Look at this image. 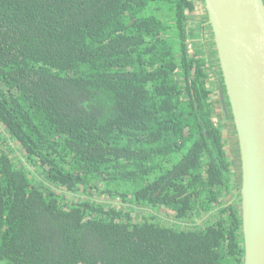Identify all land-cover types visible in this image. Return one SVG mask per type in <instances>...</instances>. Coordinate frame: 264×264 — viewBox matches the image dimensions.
<instances>
[{"label":"trees","instance_id":"obj_1","mask_svg":"<svg viewBox=\"0 0 264 264\" xmlns=\"http://www.w3.org/2000/svg\"><path fill=\"white\" fill-rule=\"evenodd\" d=\"M194 12L0 0V264H244Z\"/></svg>","mask_w":264,"mask_h":264},{"label":"water","instance_id":"obj_2","mask_svg":"<svg viewBox=\"0 0 264 264\" xmlns=\"http://www.w3.org/2000/svg\"><path fill=\"white\" fill-rule=\"evenodd\" d=\"M204 1L223 75L221 106L238 135L243 261L264 264V0Z\"/></svg>","mask_w":264,"mask_h":264},{"label":"rangeland","instance_id":"obj_3","mask_svg":"<svg viewBox=\"0 0 264 264\" xmlns=\"http://www.w3.org/2000/svg\"><path fill=\"white\" fill-rule=\"evenodd\" d=\"M196 2V12L193 13L195 16V20L192 23L191 28H193V34L194 36L190 38L188 44L190 46V49L192 53H196L198 50L200 51L201 55L209 62L211 65V72H210V81L215 85L216 92L213 95V102H214V120L216 124L223 128L224 132V142L226 143V149L229 153L231 163H232V169L234 170L236 176L235 178L240 181L241 180V157L239 152V143H238V135L236 131V127L234 124L233 117L230 113L229 119H226L225 114L223 112L221 101L219 97V88L220 85L224 86L223 82V75L221 74V68L220 63L218 61V54H217V48L215 45V38L214 33L212 30V26L209 20L208 12L206 9L205 1L204 0H195ZM0 130L3 132L4 127L0 124ZM236 156V159L233 160L232 156ZM25 164V162H24ZM241 182V181H240ZM235 192V191H234ZM233 194L232 197L229 196L227 198L228 202L236 201L239 197V194L237 191ZM113 205H118L119 200L111 201ZM126 208V206H125ZM147 209L138 210L139 212H136V214L140 215L146 212ZM148 211V210H147ZM151 211H148L150 213ZM155 211H152L151 214H154ZM165 211H161L160 213H156L158 218L162 220V223H170L172 221H176L174 219V214H168ZM203 219H198L194 223H201ZM184 225V223H183Z\"/></svg>","mask_w":264,"mask_h":264},{"label":"bare ground","instance_id":"obj_4","mask_svg":"<svg viewBox=\"0 0 264 264\" xmlns=\"http://www.w3.org/2000/svg\"><path fill=\"white\" fill-rule=\"evenodd\" d=\"M233 160L236 159V156L234 155V157L232 156Z\"/></svg>","mask_w":264,"mask_h":264},{"label":"flooded vegetation","instance_id":"obj_5","mask_svg":"<svg viewBox=\"0 0 264 264\" xmlns=\"http://www.w3.org/2000/svg\"><path fill=\"white\" fill-rule=\"evenodd\" d=\"M225 90V89H224ZM225 95H226V92H225ZM227 97V96H226Z\"/></svg>","mask_w":264,"mask_h":264}]
</instances>
